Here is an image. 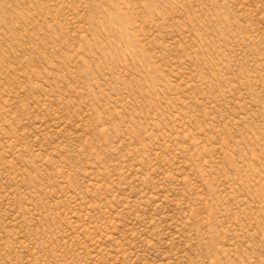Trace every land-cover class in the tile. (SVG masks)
<instances>
[{
	"label": "rangeland",
	"instance_id": "obj_1",
	"mask_svg": "<svg viewBox=\"0 0 264 264\" xmlns=\"http://www.w3.org/2000/svg\"><path fill=\"white\" fill-rule=\"evenodd\" d=\"M0 264H264V0H0Z\"/></svg>",
	"mask_w": 264,
	"mask_h": 264
}]
</instances>
